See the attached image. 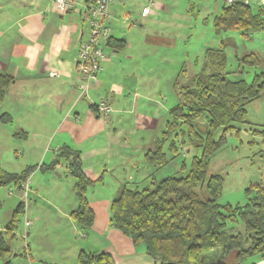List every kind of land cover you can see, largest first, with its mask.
I'll use <instances>...</instances> for the list:
<instances>
[{"label": "trees", "instance_id": "1", "mask_svg": "<svg viewBox=\"0 0 264 264\" xmlns=\"http://www.w3.org/2000/svg\"><path fill=\"white\" fill-rule=\"evenodd\" d=\"M214 27L217 33L240 31L245 36L264 31V6L254 8L248 0L226 3L215 17ZM107 45L122 51L127 42L111 37ZM225 46L223 42L220 48L208 49L202 72L190 74L179 85L185 70L181 71L175 81L179 102L170 109L165 130L145 155L148 165L160 169L169 163L164 151L166 144L175 153L185 145L199 152L193 156L190 169L186 174L162 180L149 175L143 181L145 185L125 183L109 207L111 225L156 264H259L264 261V184L246 189L244 205H222L219 200L224 179L218 173L209 174L210 159L225 144L227 135L236 130V124L247 121L246 105L264 94V72L255 74L251 83L228 78L224 71ZM241 61L251 67L261 64L254 53L245 55ZM13 83L11 76L0 74V106ZM11 121L7 114L0 116L1 123ZM19 136L25 138L26 134ZM62 163L66 164L68 175L75 179L78 208L71 217L80 228L90 229L95 213L87 190L93 182L84 172L80 151L62 146L49 165L39 168L53 171ZM34 171V167H28L20 173L8 172L0 164V187L13 186L22 192V186ZM24 212L25 203L21 202L0 230V257L10 253L17 237L19 216ZM235 224L240 227L235 228ZM77 264L117 263L111 254L81 251Z\"/></svg>", "mask_w": 264, "mask_h": 264}, {"label": "crops", "instance_id": "2", "mask_svg": "<svg viewBox=\"0 0 264 264\" xmlns=\"http://www.w3.org/2000/svg\"><path fill=\"white\" fill-rule=\"evenodd\" d=\"M151 2L152 13L148 17L140 14L146 24L158 16L156 6H161ZM111 10V18L117 22L121 10L118 5ZM84 24L86 22L77 11L66 15L58 13L51 0H0V74L14 80L0 106V115H9L12 129L20 131V135L25 133L26 143L40 150L38 163L34 165L39 170L55 159L62 146L80 151L84 172L93 182L87 190V198L95 213L94 225L82 229L73 222L71 213L78 208L77 197L61 207L54 205L62 216L58 222L65 223L67 230L76 226L83 231V237L96 236V240L80 251L111 254L117 264H156L143 249L137 250L131 239L111 225L109 207L121 185L142 184L149 176L143 173L140 179H135L133 172L138 174L139 162L128 149L136 150L137 154L142 152V163H146L148 146L153 145L157 137L154 135L147 146L145 143L132 145L130 132L134 129L152 131L163 108L162 93L160 90L150 96L145 91L141 84L143 75L134 68L131 70V65L128 67L129 63L124 61L129 60L136 45L126 41L127 34H116L113 30L112 37L125 40L127 49L119 51L105 45V58L97 82L81 96L79 86L84 77L77 71L76 62L79 47L88 38L89 28ZM152 44L171 49L175 41L172 34H146L145 45ZM175 79L176 76L169 81ZM151 100L154 104H150ZM101 101L112 108L108 116H102L94 107ZM134 120L138 124L135 125ZM116 167H126V170L110 185L111 193L104 198L90 196L95 189L98 192L107 189L104 182ZM57 170L67 172L66 164L48 172ZM31 193L40 195L34 189Z\"/></svg>", "mask_w": 264, "mask_h": 264}, {"label": "rangeland", "instance_id": "3", "mask_svg": "<svg viewBox=\"0 0 264 264\" xmlns=\"http://www.w3.org/2000/svg\"><path fill=\"white\" fill-rule=\"evenodd\" d=\"M151 1L161 6H156L158 16L146 24L140 19V14L143 6ZM248 2L254 8L264 6V1L248 0ZM225 4V0H124L123 3L116 0L111 5V8L118 5L121 10V18L117 22L112 20L114 32L127 34L126 41H133L136 45L129 60L124 59L125 63H129L128 67L131 65V70L134 68L143 75L141 84L150 96L160 90L162 93L163 108L152 131L134 129L130 132L132 145L145 143L147 146L146 143L153 140V137H161L169 120L170 109L179 102L176 79L172 82L169 80L174 79L175 76L178 78L184 69L182 73L184 77L179 78L181 85L184 84L185 77L202 72L208 49H217L223 42L226 43L224 50L227 62L224 71L232 81L244 80L251 83L255 74L264 72V31L253 32L249 36L243 35L240 31L216 32L214 19L221 13ZM162 6L166 8L162 9ZM85 22L84 27H88L87 21ZM146 34H172L175 46L171 49L156 44L146 46ZM251 53L261 59L259 66L251 67L242 63L241 59ZM150 104H154V101L151 100ZM246 110L247 121L235 125L236 130L227 135L225 144L210 159L209 174L218 173L224 179L219 200L222 205H244L247 201L246 189L258 183L264 184V94L257 101L248 103ZM132 122L136 123L135 120ZM18 132L20 131L12 129L10 122L6 124L0 122V164L6 171L15 173H20L28 165H33L35 172L28 180L32 185L31 190L34 189V192L36 190L40 195L30 191L29 198L25 200L23 193L21 194L13 186L0 187L1 228H5L8 224L18 203L23 201L26 205L25 212L19 216L17 237L11 244V251L8 256L0 257V264H77L80 250L96 240V236L91 238L89 234L83 237V231L76 226L67 230L65 223L58 222L62 216L54 206L56 204L57 207L58 205L61 207L63 203L74 202L75 179L65 171L48 172L37 169L34 165L38 163L40 150L26 143ZM219 135L220 132L216 137L218 138ZM182 146L179 147L178 153H175L170 151L166 144L164 151L167 153L169 163L160 169L142 163V152L137 154L136 150L128 149L139 162L138 169L136 168L139 170L138 174L133 172L135 179H140L143 173L154 175L158 180L171 175L186 174L191 167L193 156L199 152L188 146ZM148 147L151 148L152 143ZM118 167L106 178L104 185L107 189L99 192L95 189L90 196L104 198L109 192L111 193L110 185L126 170V167ZM57 172L62 176L59 177ZM145 184L146 182L142 183ZM25 218L33 222V226L27 230L26 238H24ZM72 220L75 222L74 219ZM234 226L240 227L238 224ZM100 244L104 242L101 241ZM259 264H264V261Z\"/></svg>", "mask_w": 264, "mask_h": 264}, {"label": "built area", "instance_id": "4", "mask_svg": "<svg viewBox=\"0 0 264 264\" xmlns=\"http://www.w3.org/2000/svg\"><path fill=\"white\" fill-rule=\"evenodd\" d=\"M56 11L66 15L71 11H77L84 21L88 23V38L84 41L78 51L76 62L77 71L84 77V81L79 86L81 96L86 95L92 84L97 82L98 73L102 70L101 62L105 58L104 47L112 37L111 5L115 0H51ZM227 4H232L235 0H225ZM264 1V0H258ZM124 2V0H120ZM153 3L142 8L141 16L148 17L152 13ZM98 113L107 116L112 112V108L101 101L96 105ZM31 191L29 180L22 186V193L25 200L29 198ZM33 226V222L25 218L24 238L27 230Z\"/></svg>", "mask_w": 264, "mask_h": 264}]
</instances>
